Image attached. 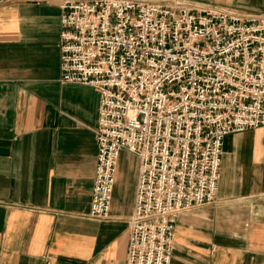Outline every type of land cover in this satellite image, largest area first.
Wrapping results in <instances>:
<instances>
[{
  "label": "built area",
  "instance_id": "2783aa9c",
  "mask_svg": "<svg viewBox=\"0 0 264 264\" xmlns=\"http://www.w3.org/2000/svg\"><path fill=\"white\" fill-rule=\"evenodd\" d=\"M60 81L99 93L88 217L138 158L125 264H171L175 219L216 201L223 138L264 126V15L182 0H60Z\"/></svg>",
  "mask_w": 264,
  "mask_h": 264
},
{
  "label": "crops",
  "instance_id": "0c3cea01",
  "mask_svg": "<svg viewBox=\"0 0 264 264\" xmlns=\"http://www.w3.org/2000/svg\"><path fill=\"white\" fill-rule=\"evenodd\" d=\"M264 15V0H182ZM60 0H0V264H125L138 158L88 217L99 93L60 81ZM171 264H264V126L223 138L216 201L179 213Z\"/></svg>",
  "mask_w": 264,
  "mask_h": 264
}]
</instances>
